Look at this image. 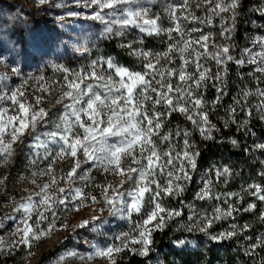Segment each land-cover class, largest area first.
<instances>
[{"label": "snow or ice", "instance_id": "snow-or-ice-1", "mask_svg": "<svg viewBox=\"0 0 264 264\" xmlns=\"http://www.w3.org/2000/svg\"><path fill=\"white\" fill-rule=\"evenodd\" d=\"M77 4L79 0H76ZM154 0H87L86 7L96 5L99 11L85 19L90 21H99L106 25L100 33V37L110 40L113 35L122 36L124 32L131 28H138L140 33L147 36H159L161 33H167L171 43L162 52L151 53L136 49L133 43L122 44L121 48L129 49L130 55L142 57L145 60L143 71L135 72L119 65L111 57L106 60L98 58L89 65V72H68V69H62L57 66V70L67 72L63 87L67 89L63 95L57 99V104H62L64 112L60 113L57 119L49 117V113L44 108L36 110L33 105L23 101L22 97L25 92L21 87L10 90V95L0 94V101L10 100L15 106V114L8 115L5 108H0V157L7 161L8 157L14 153L13 144L19 142L23 144L26 137H31L34 143L28 145L30 149L43 148L44 154L49 155V144H59V150L54 153L55 159H64L66 157L74 158V164L67 174V178H72L77 174V169L85 163L92 162L93 166L103 167L105 172H110L120 176L119 185L114 187L111 184L98 186L101 189V195L108 208L111 216L122 220H128L133 213L141 216L133 227L126 232H120L113 236L112 243L101 247L94 241H85L92 249L90 253L81 254L76 251H70L58 258L57 264H66L68 257L79 259L82 264L101 258L107 261V264H117L122 254L128 253L134 256L148 258L153 251L154 233L163 231L175 217L181 216V212L176 209H169L161 202V196L179 197L186 190V184L182 181L192 179L191 172L197 168V157L200 152L195 150V145L189 140L191 132L183 131V148L176 152L174 145H169L170 151L158 150L157 140L159 142L168 141L171 133L160 134L165 119L172 113L179 112L184 115L185 119L191 121L203 139H213L212 131L214 125L209 120V111L206 109V101L203 99L202 89L207 88V82L215 81L212 87L219 94L211 101L215 106L226 91L227 68L217 71L215 75L211 70L205 67L204 61L211 59L217 66L226 65L228 61H233L234 57L229 55L231 45H218L216 51H209L208 41L211 34H204L199 28H186L184 21L189 23L198 22L201 24H212L213 16H221V13H229L228 19L231 21V27H223L220 36L230 40L231 33L235 31L236 19L240 14L238 9L241 7V0H201V3L210 5L209 15L201 20L193 13L188 11L189 0H182L178 5H171L166 8L171 27L162 28L158 21L159 17L150 18L151 5ZM41 5L48 4L50 8L57 9L67 8L68 5L63 3H50V0H39ZM200 7V4L197 5ZM105 9L111 10L109 16L118 17L105 20L102 15ZM250 11H260L264 14V6ZM180 15H177V13ZM68 17L79 16L80 13L67 11ZM59 21L62 17L57 16ZM224 17H221L223 23ZM255 23V22H253ZM113 25L117 26L115 29ZM200 32L197 38L192 37V33ZM172 33H176L180 39L176 40ZM228 35H225V34ZM8 43L14 49L18 42L9 39ZM198 45L199 48L194 47ZM261 46L264 47V40H261ZM199 49H203L200 51ZM77 52H87V47L81 46L75 48ZM250 50L245 49L247 55ZM2 55V51H0ZM255 57H260L259 62ZM173 59H179L182 63L179 69L167 67ZM161 61L164 63L161 64ZM237 65H243V58L234 61ZM106 64L107 69H111L107 75L103 69L97 70V65ZM250 64H264V51L255 53L247 60ZM193 66L195 71H188V66ZM17 68H12L13 74H18ZM257 72L264 73V67H257ZM178 78L177 83H173L172 77ZM118 77V79H116ZM159 77V79H157ZM43 79V77H40ZM0 81H7V76H0ZM91 81V82H89ZM26 83V81L24 82ZM6 83H0V91L7 88ZM47 91V89H43ZM153 94H155L153 96ZM249 93H245L247 96ZM256 94L264 97V90L257 89ZM37 97L36 103H40ZM69 100L70 103H64ZM146 102H150V109L146 107ZM237 104L239 101H235ZM157 105L163 108V111L157 109ZM261 109L264 110V104ZM235 108L231 111L235 112ZM48 117V119H46ZM86 117L87 119H83ZM264 119V115H261ZM51 124L52 131L37 132V124ZM232 123H237L234 119ZM248 121L245 120L239 124L238 131L246 129ZM227 127V124L225 125ZM175 135L180 136L181 132L177 131ZM43 137V139H42ZM157 138V139H154ZM231 143L236 145L237 141ZM256 147L264 149V144ZM78 153L83 155L84 159L78 158ZM130 160V164L124 167V161ZM146 161V163H142ZM179 162L177 167L176 162ZM135 164L138 167H132ZM51 172V166L48 169ZM228 169H224L227 173ZM157 173L164 177V183L161 184L155 178ZM221 175V173H217ZM264 175V173H262ZM87 179V176L80 177ZM151 178V179H150ZM135 185L131 190L120 191L125 183ZM52 184L57 183L53 178ZM155 184V188L151 187ZM45 185L40 193L39 205L45 210L52 209L55 205H65L68 200L67 192H72L70 201H78V206L74 211H79L85 207L83 189H65L59 188L61 194L57 199H53L46 189ZM207 187V185H206ZM255 191L250 194L256 196L261 202H264V189L259 185H250ZM247 191V190H245ZM109 192L112 194L109 195ZM207 193L201 195L204 198ZM130 198V200L128 199ZM93 202H97L96 196L89 197ZM26 203L21 204L17 210H23L26 214L20 221L23 228H16L13 235L21 234L19 243L28 245L32 240H39L41 237L48 236L56 230L55 223L49 224L46 231L35 232L33 226L28 224L31 219L30 214L36 207L32 202V197L27 198ZM69 201V202H70ZM227 202V201H226ZM147 206L148 211L144 209ZM256 207L255 204H249L243 209L245 212H251ZM215 215L209 219L203 217L205 223L199 228L200 232L208 235L212 241H220L236 235L235 231L221 232L219 234H210L208 229L216 220H220L232 215L237 211L232 205H229L227 211L216 208ZM9 218V217H6ZM40 219H47L43 213ZM259 220L264 222V212L259 216ZM100 217L92 216L91 220H83L73 226L76 228H89L90 231L98 235H106L100 231L102 225L107 223L106 220L100 221ZM39 222V221H38ZM37 222V223H38ZM64 227H67L66 225ZM249 226L245 225L244 229ZM235 229L236 225L233 224ZM191 231L192 228H189ZM177 246L185 244V241L179 240ZM2 244V242H0ZM264 244V241H261ZM260 245H253V248ZM251 254V253H248Z\"/></svg>", "mask_w": 264, "mask_h": 264}, {"label": "rangeland", "instance_id": "rangeland-1", "mask_svg": "<svg viewBox=\"0 0 264 264\" xmlns=\"http://www.w3.org/2000/svg\"><path fill=\"white\" fill-rule=\"evenodd\" d=\"M59 2L61 0H50V3ZM63 3L67 4L68 7L50 8L48 4L41 5L39 0H0V51H2V55H0V76H7V81H0V83L8 85L7 88L0 91V94L10 95V90L21 87L23 84L22 90L25 92V96L20 99L33 105L36 110L41 107L44 108L49 113V117L57 119V121L60 113L65 110L62 104H57L56 101L67 90L63 85L65 76L68 75L67 72L57 70V66L68 69V72L84 73L91 71L89 65L92 61H96L98 58L106 60L108 57L122 65L115 54L108 50L104 38L100 37L101 31L106 25L99 21L85 19L99 11L98 7L96 5L86 7L87 0H79L78 4L76 0H63ZM180 3H182V0H154L149 17H159V25L162 28H169L172 25L165 9ZM198 4H200V7H197ZM145 6H147L146 0ZM261 6H264V0H257L253 9H258ZM209 7L211 6L201 3V0H189L188 3V11L201 20L209 15ZM69 10L80 13V15L68 17L66 12ZM110 11L105 9L102 13L105 20L118 17V13L117 16H109ZM253 12L257 16L261 14L260 11ZM177 15H180V13L178 12ZM229 15V13H221V16H213L211 25L198 22L189 23L187 21L183 23L186 28L195 27L201 29L204 34H211L208 41L209 51H216L215 46L226 45V40L220 36V32L225 26L231 27V21L228 19ZM57 16L62 17V19L58 21ZM221 17H224L223 23ZM253 22L250 23V36L247 42L236 50L231 48L229 51L232 54L229 55H232L235 60L243 58L245 63L238 65V67L253 72L256 81L255 86L264 90V86H261V84L264 85V73L255 71L258 66L264 67V64L247 63V60L255 53L264 51V47L261 46V40H264V23L260 24L257 19ZM116 27L113 25L114 29ZM191 35L193 38H197L201 33L195 32ZM172 36L176 40L180 39L176 33H172ZM9 39L18 42L14 49L8 43ZM111 40H114L120 47L122 44L133 43L134 48L151 53L164 51L167 43L172 42L167 33H161L159 36H147L140 33L138 28L131 27L122 36L113 35ZM150 41L151 44H149ZM81 46L87 47L89 51H75V48ZM194 47L199 48L198 45H194ZM121 49L126 53L130 52L129 49ZM245 49L250 50L247 55L244 54ZM199 50L203 51V49ZM134 57L139 67V71L136 72L143 71L145 60L136 55ZM255 58L258 62L261 59L260 57ZM163 63L161 61V64ZM181 63L179 59H173L167 67L179 69ZM12 68H17L19 70L18 74H13ZM101 69H103L105 75L112 71L107 69V65L103 63L97 65V70L101 71ZM188 71H195V69L190 65ZM40 77H43V79H40ZM174 77L175 83H177L178 78ZM25 81L26 83H24ZM45 88L47 91L43 90ZM37 97L41 98L39 104L36 103ZM254 100L255 98L251 97V101ZM64 103H70V101L64 100ZM14 107L10 100L0 101V108L7 109L8 115L15 114ZM82 118L87 119L86 117ZM40 123L37 124L38 133L53 130L51 124ZM31 143H34L31 137H26L23 144L19 142L13 144L14 153L8 157L7 161L0 157V242H2L0 244V264H2L1 258L5 253L20 245L24 246L23 249H20L24 260L22 262L16 260L11 264L16 262H20V264H57L58 258L70 251L81 254L90 253L92 249L85 241H94L101 247L112 243L111 238L122 232L120 231L122 226L127 223L130 227L139 220L132 217L128 220H122L108 213V208L101 195V189L98 186L111 184L116 187L121 180L120 176L108 172L111 177L109 181L103 183V185L95 183L94 171L96 169H100L102 173H105V171L103 167L93 166L92 162H88L77 169V174L74 177L67 178L68 172L73 167L74 158L55 159L54 153L59 150V144H49L50 154L45 155L43 148L30 149L28 145ZM254 144L257 146L263 143L256 140ZM78 158L84 159L81 153H78ZM129 164L130 160L126 159L123 166L127 167ZM49 166H51V172L48 171ZM131 166L138 167L135 164ZM83 176H87V179L80 178ZM53 178L57 183H51ZM261 179V184L258 185L264 189V175ZM208 181L206 173L199 174L197 183L201 186L199 188L200 193L206 192ZM45 185H49L46 191L50 196H53L54 200L64 195L59 193V188H65L66 190L69 187L71 189H83L85 194L84 204L86 206L80 208L79 211H74L73 208L78 206L79 202L70 201L72 192L68 191V200H66L65 205L57 204L52 209L45 210L38 203L40 196L36 195L41 192ZM134 187L135 185L129 182L125 183L123 188L119 190H131ZM253 191H255V188ZM111 194L109 192V195ZM261 194H264V192ZM29 196L32 197V202L36 203V207L28 214L31 215L28 224L33 226L35 232H42L46 231L49 224L54 222L56 230L46 237L32 240L30 244L25 245L19 243L21 234L13 235V233L16 228H23L24 226L20 221L26 214L22 209H17L21 204L28 202L27 198ZM91 196H96L97 202L89 199ZM128 199L130 200V198ZM262 203L264 204V202ZM41 213L47 219H40ZM92 216L100 217V221H107L100 229L106 235H98L90 231L89 228H76L73 230L74 225L83 220H91ZM192 216L193 213L190 208L188 217ZM100 221L95 223L99 224ZM65 225L67 227H64ZM202 226L200 225V227ZM66 264H82V262L79 259L68 257ZM87 264H107V261L95 258Z\"/></svg>", "mask_w": 264, "mask_h": 264}, {"label": "trees", "instance_id": "trees-1", "mask_svg": "<svg viewBox=\"0 0 264 264\" xmlns=\"http://www.w3.org/2000/svg\"><path fill=\"white\" fill-rule=\"evenodd\" d=\"M256 1L241 0L235 31L231 33L230 40L225 39L226 45H231L230 49L236 50L247 42L250 36V23L253 20H259L260 24L264 23V14L257 16L250 11ZM104 43L124 67L131 71H139L134 55L123 51L114 40L104 39ZM230 52L229 54H232ZM234 61L235 59L228 61L223 66H217L211 59L204 61L205 67L211 70L212 75L227 68L226 91L223 99L215 106L211 104V101L219 95L212 87L215 81L207 82V88L202 89L203 99L207 102L205 107L209 111V120L215 126L211 133L213 139H203L191 121L185 119L179 112L168 116L160 130L161 135L171 133V138L164 142L157 140L158 150L170 151L171 144L175 146L176 152H180L183 148V131L186 130L191 132L189 140L196 146L195 150L200 152L197 157V168L191 172L192 179L180 182L186 184L183 195L161 196L164 206L179 210L181 216L175 217L163 231L154 233L155 243L148 258L124 253L117 264H264V244H261V241H264V222L259 220V216L264 212V204L250 194L254 187H249L261 184L262 173H264V149L254 144L256 140L264 144V120L261 119L264 111L260 107L264 104V97L256 94L258 88L255 86L254 73L246 68L238 67ZM172 81L173 83L176 81L174 76ZM261 86L264 85L261 84ZM245 93L249 94L245 96ZM251 97L255 98L253 102ZM237 100L238 104L235 102ZM146 107L150 109V102H146ZM232 108L236 109L235 112L231 111ZM157 109L163 111L160 105H157ZM233 119L237 123H232ZM245 120L248 121L246 129L238 131L239 124ZM226 124L227 127H225ZM177 131L181 132L180 136L175 135ZM154 139L157 138L154 137ZM232 140L237 141L236 145L231 143ZM176 165L179 167L178 161ZM225 168L228 169L227 173H224ZM218 172L221 175H217ZM201 173H206L209 179L207 195L204 198L198 196L201 186L198 185L197 180ZM93 176L94 182L101 185L111 179L108 172L102 173L100 169H96ZM155 178L159 183H164L165 178L159 173ZM151 187L154 189L155 184ZM200 194L203 195V193ZM249 204H255L256 207L251 212L243 211ZM229 205L237 211H233L231 216L216 220L208 232L215 235L235 231L236 235L220 241L210 240L205 233L199 231L200 225L205 223L203 217L207 216L211 219L215 215L216 208L227 211ZM190 208L192 217H188ZM144 211H148L147 206ZM131 217L141 219L137 213H133ZM233 224L236 225L235 229L232 228ZM133 225L134 223L129 227L126 223L120 231H129ZM245 225L249 227L244 229ZM189 228L192 230L190 231ZM179 240L185 241V244L177 246L176 242ZM253 245L260 246L253 248ZM16 248L2 256V264L24 260L20 250L24 246L20 245ZM14 264H20V262Z\"/></svg>", "mask_w": 264, "mask_h": 264}]
</instances>
